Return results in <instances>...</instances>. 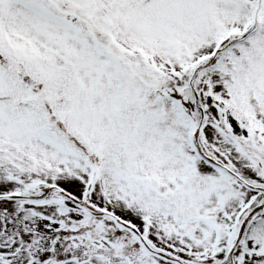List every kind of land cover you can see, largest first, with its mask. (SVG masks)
I'll return each instance as SVG.
<instances>
[{
    "label": "snow or ice",
    "instance_id": "snow-or-ice-1",
    "mask_svg": "<svg viewBox=\"0 0 264 264\" xmlns=\"http://www.w3.org/2000/svg\"><path fill=\"white\" fill-rule=\"evenodd\" d=\"M0 264H264V0H0Z\"/></svg>",
    "mask_w": 264,
    "mask_h": 264
}]
</instances>
